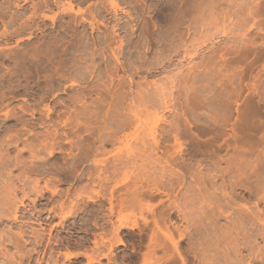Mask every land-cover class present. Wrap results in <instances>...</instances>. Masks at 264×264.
I'll list each match as a JSON object with an SVG mask.
<instances>
[{"label":"rangeland","instance_id":"rangeland-1","mask_svg":"<svg viewBox=\"0 0 264 264\" xmlns=\"http://www.w3.org/2000/svg\"><path fill=\"white\" fill-rule=\"evenodd\" d=\"M151 130L156 131L152 136ZM176 134L183 144L177 145ZM152 137L159 148L149 145ZM263 140L264 0H0V196L9 178L5 183L23 184L26 190L28 197L15 191L17 199L22 197L17 205L22 217L12 231L19 225L28 233L41 223L45 242L51 229L42 264L48 258L55 264H140L131 258L146 252L152 226L146 205L156 207L160 199L170 204L160 196L128 202L120 212L118 197L132 190L129 183L141 176L148 184L166 181L170 168L186 174V184L195 170L217 175L228 158L243 159L238 163L252 176ZM143 147L149 150L142 157ZM174 150L180 154L177 165L165 163ZM17 156L23 161L19 167ZM184 189L171 192L179 194L175 203L187 214L191 207L183 197L194 192L190 186L183 195ZM180 210L172 217L175 227L204 230H196V241L180 243L186 253L199 248L195 255L187 253L186 264H239L244 255L248 264H260L246 249L237 261L227 244L232 237L225 244L203 220L195 227ZM217 219V226L226 225L223 217ZM119 222L127 226L118 229ZM173 236L178 239L176 232ZM118 237L121 244L115 242ZM95 240L103 242L100 250H93ZM5 247L8 255L15 254L14 247ZM85 253L102 254L99 263L87 262Z\"/></svg>","mask_w":264,"mask_h":264},{"label":"bare ground","instance_id":"bare-ground-1","mask_svg":"<svg viewBox=\"0 0 264 264\" xmlns=\"http://www.w3.org/2000/svg\"><path fill=\"white\" fill-rule=\"evenodd\" d=\"M46 3V1H45ZM56 3V1H55ZM47 4V3H46ZM177 5V4H176ZM175 5V6H176ZM46 6V5H45ZM48 6V5H47ZM46 6V7H47ZM178 9L180 8L179 5L177 6ZM33 8V7H32ZM258 9V8H256ZM261 9V8H260ZM179 11V10H178ZM250 11V10H249ZM256 11V10H255ZM260 11V10H259ZM258 11V13H259ZM254 12V11H253ZM262 12V10H261ZM255 14L257 13L254 12ZM249 15V14H248ZM257 15V14H256ZM260 15V14H259ZM263 15V14H262ZM260 15V16H262ZM252 16V15H251ZM257 17V16H256ZM255 19V17H253ZM258 18V17H257ZM181 20V19H180ZM260 20V19H259ZM258 20V21H259ZM262 23V22H260ZM263 24V23H262ZM190 54V52H188ZM188 54V55H189ZM240 63V61H239ZM243 66V65H242ZM244 67V66H243ZM172 86V85H171ZM190 98V97H189ZM195 98V96H194ZM201 99V98H200ZM193 101L192 98H190V101ZM199 100V99H198ZM196 101V100H195ZM194 101V102H195ZM195 104V103H194ZM193 104V105H194ZM197 104V102H196ZM191 106V105H190ZM194 107V106H193ZM214 118V117H213ZM186 120V119H185ZM188 121H186L187 123ZM189 124V122L187 123ZM186 125V124H185ZM189 126V125H188ZM187 127V126H185ZM188 128V127H187ZM152 129V128H151ZM156 129V128H155ZM186 129V128H185ZM154 130V129H153ZM151 130L150 133L153 131ZM175 130V129H174ZM190 130V128H189ZM184 131V130H183ZM156 133V131H154ZM151 133L150 136L153 135V133ZM186 132V130H185ZM190 133V132H189ZM188 133V134H189ZM192 133V132H191ZM146 135V134H145ZM194 136V135H193ZM198 136V134H197ZM154 137V136H153ZM152 137V142L149 143V145H154V148H159V143L158 141ZM195 137V136H194ZM194 137H191L190 138H194ZM174 139H175V142H178L179 141V138L177 137V134L174 135ZM199 139V138H198ZM195 140V138H194ZM193 140V141H194ZM148 141V140H147ZM192 141V140H191ZM264 141V140H263ZM180 142V141H179ZM195 142V141H194ZM144 143V142H143ZM147 143V142H146ZM152 143V144H151ZM177 144V143H176ZM183 143H179L177 145H181ZM147 145V144H146ZM176 145V146H177ZM211 144H209L208 147H211L210 146ZM148 146V145H147ZM146 146V147H147ZM174 146V145H173ZM174 146V147H176ZM26 147V146H25ZM44 147V146H42ZM45 147H46V144H45ZM140 147V146H139ZM142 147V146H141ZM146 147H143L144 149L141 150L139 149L140 152H142L141 156L143 157V154L144 153H147V150H149V148L147 149ZM151 147V146H149ZM162 147V146H161ZM182 147V146H180ZM179 147V151L181 150V148ZM240 147V146H239ZM263 147V146H262ZM38 148V147H37ZM98 148V147H97ZM137 148V147H136ZM166 148V147H165ZM178 148V147H176ZM196 148V146H195ZM213 148V146H212ZM252 148V147H251ZM96 149V148H95ZM168 149V148H167ZM175 149V148H174ZM200 149V148H199ZM198 149V151H199ZM205 149V148H204ZM236 149V147H235ZM240 149V148H238ZM31 150V149H30ZM84 150V149H83ZM94 150V149H93ZM165 150V149H163ZM213 150V149H212ZM211 150V152H212ZM242 150V149H240ZM84 151H87L86 149ZM91 151H92V148H91ZM98 151V150H97ZM101 151V150H100ZM195 151V149H194ZM203 152L205 150H202ZM207 151L208 148H207ZM214 151V150H213ZM216 151V150H215ZM89 152V150H88ZM86 152V153H88ZM134 152V151H133ZM163 152V151H162ZM168 152V151H167ZM182 152V151H181ZM210 152V153H211ZM241 152V151H240ZM262 154L261 156L258 158V159H253V162L252 165H251V170H252V176H250V174H246L247 172H245L244 170L247 169V166L246 168L244 169V166L241 165V161L243 160L241 157V161L238 160V159H230L228 158L226 160V166H224V168H221L220 170L218 169L217 171H220L216 174H204L203 172L199 170H195V172H191L190 169L188 170L189 172H191L188 181H190L188 183V181L185 183H183V176L182 174L179 172H175V171H172L170 168H168V170H170V172H167V173H170L169 177H166L167 179H165L166 181H163V180H159V183L156 181L153 182L151 180H148L147 177L146 179L150 182H153L151 184H148V182L145 180L142 179L143 177L141 176L140 178H138L137 180L134 181L133 184L129 183L130 185L132 186H128V188L130 189V187L132 188V190L130 191H126L128 189H125L126 192L124 193H121L122 195L119 198V211L121 212L122 209L129 205V203H131L132 201L133 202H136V203H141L146 201V199L150 200L152 198H154V200L158 197H165L166 199H168L170 205H164V203L162 202V200L160 199L158 201V205H156V207L152 206V205H146V211L150 213V217H152V226L150 228V231L147 232L149 233L147 236H145L146 238V242L147 244L145 243V247H146V252H144V254H142V256H138L136 258H131L132 261L134 262H140V264H186V258L187 257H190L187 253H190L192 252L193 255H195V249L193 247H189V249L187 250V253L185 251H182V249L180 248V243L181 242H184L185 239L187 240H191L193 237L195 238L196 236H194V234H196V230L197 226H195V224L197 225L199 222L198 221H201L203 220L205 223H206V227L208 226L209 229H211V232L215 230V232H217V234L219 235V239L223 240V242H225L226 244V239L228 240L230 237L233 238V242H229L227 244H230L231 243V246L229 245V249L232 251V253L234 254V257L238 256H241L242 254L240 253L241 250H248L251 252V255L253 256V258L255 259H258L260 260V264H264L263 261H264V147L262 148ZM97 153V152H96ZM100 153V152H99ZM138 153V150L137 152ZM179 152H177V150H174L172 152H169L167 153L168 155L165 156L166 158V162H168L170 165L172 163L176 164L177 165V161H178V158H177V161H176V157L177 156H180V154H177ZM189 153V152H188ZM194 153V152H193ZM199 153V152H198ZM209 153V154H210ZM239 153V150L238 152H236V154ZM242 153V152H241ZM85 154V153H84ZM90 154V153H89ZM177 154V155H176ZM195 154L196 151H195ZM213 154V153H211ZM259 154V155H260ZM33 155V154H32ZM76 155V154H75ZM135 155V154H134ZM134 155H133V158H134ZM138 155V154H137ZM207 155V154H205ZM232 157L233 156V153L231 154ZM238 155V154H237ZM240 155V154H239ZM244 155V154H243ZM258 155V156H259ZM82 156V155H81ZM140 156V155H139ZM145 156V155H144ZM192 156V155H191ZM194 156V155H193ZM211 156V155H210ZM230 156V155H229ZM34 157V156H33ZM132 157V156H131ZM140 157V158H142ZM196 157V156H195ZM221 157V156H220ZM236 157V156H235ZM234 157V158H235ZM19 157L17 156V158L15 157V165H20L18 163H22L20 162V158L18 159ZM82 158V157H81ZM160 158V157H159ZM181 158V157H180ZM223 158V157H222ZM221 158V159H222ZM143 159V158H142ZM146 159V158H145ZM162 159V157H161ZM187 159V158H186ZM225 159V158H224ZM215 160V159H214ZM248 160V159H247ZM160 161V160H159ZM176 161V162H175ZM201 161V160H200ZM198 161V162H200ZM219 161V160H218ZM240 161V162H239ZM250 161V160H249ZM252 161V160H251ZM216 162V161H214ZM225 162V161H223ZM241 164H239V163ZM117 163V162H116ZM167 163V164H168ZM197 162H195L194 164H196ZM246 163V162H245ZM244 163V164H245ZM249 163V162H248ZM246 163V164H248ZM189 164V163H188ZM199 164V163H198ZM218 164V162H217ZM24 166V164H21ZM182 165V164H180ZM207 165V164H206ZM209 165V164H208ZM169 166V165H168ZM173 166V165H172ZM187 166V165H186ZM196 166V165H194ZM200 166V164H199ZM198 166V167H199ZM19 167V166H18ZM170 167V166H169ZM182 167V166H181ZM212 167H216V168H219L220 166H216V164H212ZM21 168V167H20ZM24 168V167H23ZM173 168V167H172ZM186 168V167H185ZM188 168V167H187ZM195 168V167H193ZM206 168V167H205ZM216 168H215V171H216ZM197 169V168H196ZM212 169V168H211ZM235 170L238 171V173H233L235 175H232L230 172H233ZM174 170V169H173ZM191 170H194V169H191ZM207 170V169H206ZM250 170V172H251ZM24 171V170H23ZM199 171V172H198ZM209 171H211L209 169ZM216 171V172H217ZM240 171V172H239ZM249 171V170H248ZM186 172V171H184ZM206 172V171H205ZM164 173H165V170H164ZM166 173V174H167ZM203 174V175H202ZM231 174V175H229ZM183 175H186V174H183ZM228 175V177H227ZM18 176V175H17ZM163 176V174L161 175V177ZM27 177V176H25ZM160 177V178H161ZM19 179V177H17ZM163 178V177H162ZM188 178V177H187ZM11 179V178H9ZM9 179L5 180V181H9ZM164 179V178H163ZM217 179H220L221 181L218 183L217 182ZM252 179V186H251V182L250 180ZM13 180V179H12ZM27 180V179H26ZM5 181L2 183V184H5L7 186H9V188H7V190L4 188L5 190V195L3 197L0 196V225H6L7 222H10L7 226L8 227H5L6 230H3V231H0V257H2V259L0 258V264H42L43 262V259H44V256L46 255V253L48 252V248H49V245L51 243V240H52V233H51V229L49 231H46L47 232V238H46V241L44 242V229H43V226L42 224L40 223V229H35V228H31L28 230V233L27 231L25 230V228L22 229V227H20L19 225L15 226L17 227L18 229L16 231H12L11 229V225L13 222H16L19 220L21 213L19 214V209H18V204L22 205L23 201H22V197H26L27 194H26V190H24V186L23 184L20 185L21 187L18 188L15 187L16 185L15 184H7V183H10V182H7L5 183ZM23 181V180H22ZM36 181V180H35ZM33 181V183H35V186L38 187L37 185V182ZM38 181V180H37ZM186 181V179H185ZM184 181V182H185ZM14 183V182H13ZM184 185H183V184ZM34 185V184H33ZM184 186L186 187L187 185H189V187L191 186V190L194 192L193 193H186V188L189 189V187L187 186L185 189L184 187H180V186ZM2 186V185H1ZM4 186V185H3ZM33 187L34 189L36 187ZM123 187H126L123 186ZM175 187V188H174ZM178 188H183L184 190V194L182 193L183 191H181L180 194H183V195H187V196H184L183 197V201L184 203L188 204L190 207H191V211L187 214H186V211H185V208H180L181 207V204H176L175 203V199H176V195L177 194H173L172 192H174L175 190H177ZM21 190L22 192V197L20 199H17V192H15L16 190ZM32 189V188H31ZM38 189V188H37ZM36 189V190H37ZM35 190V191H36ZM121 190V189H120ZM239 192H238V191ZM171 193H170V192ZM178 191V190H177ZM37 193H42L41 192V189H38L37 190ZM52 193H57L55 191H52ZM114 194V191L112 192ZM131 195H130V194ZM179 193V191H178ZM248 193L249 197H253V199L255 200L252 204L254 205L253 208L251 207L252 204H249V198H245V194ZM172 194V195H171ZM191 194V195H190ZM193 194V195H192ZM119 195V194H118ZM131 196V199L129 196ZM179 195V194H178ZM177 195V196H178ZM181 195V197L183 196ZM194 195H197L196 197H194ZM247 195V196H248ZM28 197V196H27ZM129 197V198H128ZM160 197V198H161ZM163 197V198H164ZM237 197H240L241 200H243V202H239L237 201ZM114 198V197H113ZM33 199V198H32ZM117 199V198H115ZM128 199V200H127ZM199 199H201V203L200 204H194V202L198 201ZM110 200H113V199H110ZM130 200V201H129ZM200 201V200H199ZM110 202V201H109ZM148 202V201H147ZM157 202V201H155ZM202 202H204L203 204L205 205V207L207 208H204L202 205ZM146 203V202H145ZM262 203L263 206L260 208L259 207V204ZM60 207H62L63 205V202L60 203ZM110 208H109V213L110 215L114 213V209L113 206H112V203H110ZM134 204V203H133ZM141 204H138L140 206V209L139 210H142L141 208H144L141 206ZM147 204V203H146ZM149 204V202H148ZM154 204V203H153ZM132 205V204H131ZM136 205V204H134ZM135 207V206H134ZM138 208V207H137ZM180 209H183L182 210V213H184V216L188 215V221L195 227L197 228H194L193 227V230H191V232H187L186 230L187 229H184V230H180L178 227H175L173 225V222H172V217L174 215H177L178 217V214L179 211H181ZM52 210V209H51ZM144 210V209H143ZM142 210V211H143ZM199 210L197 213H199V215H196L195 214V211ZM49 211V210H48ZM54 211V210H53ZM113 211V212H112ZM145 211V212H146ZM141 212V211H140ZM146 212V213H147ZM53 213V212H52ZM60 213V212H58ZM69 213V212H68ZM108 213V214H109ZM23 214V213H22ZM49 214V212H48ZM55 214V213H54ZM180 214V213H179ZM186 214V215H185ZM30 215V214H29ZM59 216L61 214H58ZM190 215V216H189ZM53 216V214H52ZM109 216V215H108ZM181 216V215H179ZM183 216V215H182ZM183 216V217H184ZM216 216V218H215ZM110 217V216H109ZM182 217V218H183ZM190 217V218H189ZM195 217V218H194ZM199 217V219L197 218ZM218 217H223L224 220L226 221V225H219L217 226V218ZM48 218V216H47ZM46 218V219H47ZM61 218V216H60ZM64 218V217H63ZM61 218V219H63ZM151 219V218H150ZM197 219V220H196ZM215 219H217L215 221ZM21 221V220H20ZM38 222V221H37ZM40 222V221H39ZM18 223V222H17ZM17 223H14L17 224ZM61 223V222H60ZM161 223V225H160ZM170 223V224H169ZM39 224V223H37ZM55 224V223H54ZM59 224V223H58ZM190 224V225H191ZM13 225V226H14ZM24 225V224H23ZM113 226V224H111ZM200 225V224H199ZM216 225V227H214ZM22 226V225H21ZM54 226V225H53ZM52 226V228H53ZM122 226H127L126 222H119L118 224V229ZM163 226V227H162ZM201 226V225H200ZM29 227V226H28ZM32 227V226H31ZM57 227V226H56ZM4 228V229H5ZM187 228V227H186ZM217 231H216V229ZM113 229V228H112ZM116 229V228H115ZM200 229V227H199ZM207 229V230H209ZM2 230V229H0ZM114 230V229H113ZM201 230H203L201 228ZM201 230H197L198 232H200ZM143 231V230H142ZM206 231V229H205ZM210 231V230H209ZM176 232V237H178L177 240H174V234ZM202 232V231H201ZM204 232V230H203ZM202 232V233H203ZM212 232V234H214ZM26 233L28 234L26 236ZM115 234V233H114ZM199 234V233H198ZM207 234V232H206ZM145 235V234H144ZM208 236V235H206ZM46 237V236H45ZM142 236H140L141 238ZM202 237V236H201ZM218 237V236H217ZM143 238V237H142ZM162 240H161V239ZM216 238V237H215ZM197 238H195V241H196ZM219 239H217L218 241H220ZM194 240V239H193ZM56 241V240H55ZM85 241V240H83ZM142 241V239H141ZM117 243L121 244L122 243V239L121 238H117L116 241ZM145 242V240L143 241ZM189 242V241H188ZM193 242V241H192ZM211 242V241H209ZM217 242V241H216ZM260 242H263V244L260 245ZM54 243V242H53ZM212 243V242H211ZM220 243V242H219ZM99 244H101L103 247V242L101 241L100 243H98L97 240L93 241V247L96 251L97 249H99ZM185 244V243H184ZM208 244V243H206ZM206 244H204L205 246H207ZM30 245L31 247L28 248L27 246ZM54 245V244H52ZM106 245V244H105ZM113 245V244H111ZM115 245V243H114ZM194 245V244H193ZM202 245V244H201ZM210 245V243H209ZM5 246H12L16 249V252H14L15 254H11V255H8L7 253V250ZM42 249H38V247H42ZM184 246V245H183ZM189 246V245H187ZM191 246V245H190ZM5 247V248H4ZM52 247V246H51ZM107 247V246H106ZM195 247V246H194ZM210 247V246H209ZM48 249V250H47ZM101 249V248H100ZM99 249V250H100ZM111 249V247L109 248V250ZM187 249V247H186ZM199 249V248H198ZM196 249V250H198ZM201 249V248H200ZM205 249V248H204ZM203 249V250H204ZM47 250V252H46ZM92 250V251H93ZM98 250V251H99ZM207 250V249H206ZM52 250H50L49 252H51ZM96 251H93V252H96ZM158 251H162L163 253H160L161 256L159 257L157 255V252ZM53 252V251H52ZM206 252V251H205ZM66 253V252H65ZM87 253V252H86ZM82 254V255H85L84 257H86L87 259V262H98L99 263V257L102 255V254H99L100 256L99 257H96L95 255L91 256L90 254ZM203 254V252H201ZM228 253V252H227ZM51 254V253H49ZM163 254V255H162ZM34 255L36 258H34ZM53 255V253H52ZM157 255V257L155 256ZM205 255V254H204ZM228 254H226V257H227ZM66 256V257H65ZM64 257H65V260H70L69 258H71V253L70 255L69 254H66ZM201 256V255H200ZM230 256V255H229ZM238 256V257H239ZM245 256V255H244ZM242 256L244 259L245 257ZM55 257V255H54ZM134 257V256H133ZM236 257V259H238L237 261H239L240 259V262L243 263V261L245 262V264H248L244 259L242 258H238ZM47 258V257H46ZM45 258V259H46ZM202 258V257H201ZM247 258V257H246ZM51 258H48L46 261H45V264H52V262H54L55 264V261L57 260H53L51 262L50 260ZM57 259V257H56ZM189 259V258H188ZM204 259V257H203ZM207 260V259H206ZM209 260V259H208ZM188 261V260H187ZM202 261V260H201ZM211 261V260H210ZM213 261V260H212ZM224 261V260H222ZM226 261V260H225ZM208 262V261H207ZM239 262V264H241ZM250 262V261H249ZM70 263V262H69ZM189 263V262H188ZM205 263V262H204ZM211 264V262H209ZM228 263V262H226ZM230 263V261H229ZM236 263V260L233 262V264ZM63 264V263H61ZM66 264V263H64ZM71 264V263H70ZM100 264V263H99ZM208 264V263H207ZM213 264V263H212ZM215 264V263H214ZM225 264V263H224ZM232 264V263H231ZM244 264V263H243Z\"/></svg>","mask_w":264,"mask_h":264}]
</instances>
